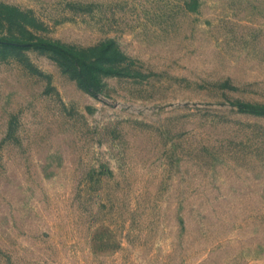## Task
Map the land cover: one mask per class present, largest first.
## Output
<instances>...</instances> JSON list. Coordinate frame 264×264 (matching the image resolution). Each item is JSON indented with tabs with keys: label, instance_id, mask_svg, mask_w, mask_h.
<instances>
[{
	"label": "rangeland",
	"instance_id": "1",
	"mask_svg": "<svg viewBox=\"0 0 264 264\" xmlns=\"http://www.w3.org/2000/svg\"><path fill=\"white\" fill-rule=\"evenodd\" d=\"M0 264H264V0H0Z\"/></svg>",
	"mask_w": 264,
	"mask_h": 264
},
{
	"label": "trees",
	"instance_id": "2",
	"mask_svg": "<svg viewBox=\"0 0 264 264\" xmlns=\"http://www.w3.org/2000/svg\"><path fill=\"white\" fill-rule=\"evenodd\" d=\"M29 45H33L39 48H47V49H51L55 52H59L61 54L64 55H69L70 57H72L73 59H79L80 57L78 56V54L70 49L69 47L59 44V43H55V42H37V43H32ZM84 65L82 66V68H80L79 70V77L81 79V81H87V79H92L94 78V72L88 68V62L86 60H84ZM94 81V79H93ZM94 85V82H91ZM91 86V85H90ZM89 86V87H90ZM93 87V86H92ZM91 88V87H90ZM91 91H94V88H91Z\"/></svg>",
	"mask_w": 264,
	"mask_h": 264
}]
</instances>
